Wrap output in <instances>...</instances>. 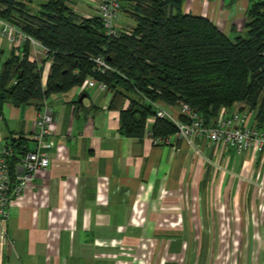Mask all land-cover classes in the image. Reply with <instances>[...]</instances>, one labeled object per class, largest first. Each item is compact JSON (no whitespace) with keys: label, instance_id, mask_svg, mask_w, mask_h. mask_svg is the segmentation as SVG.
<instances>
[{"label":"crops","instance_id":"obj_1","mask_svg":"<svg viewBox=\"0 0 264 264\" xmlns=\"http://www.w3.org/2000/svg\"><path fill=\"white\" fill-rule=\"evenodd\" d=\"M248 3L184 0L183 12L235 38ZM11 48L0 35L2 61ZM49 67L43 64L44 78ZM110 100L107 91L75 88L39 107L3 105L0 141L33 148L47 105L55 146L48 169L10 203L0 264H264V153L205 139L171 147L126 137ZM227 111L248 112L255 123L241 103Z\"/></svg>","mask_w":264,"mask_h":264},{"label":"trees","instance_id":"obj_2","mask_svg":"<svg viewBox=\"0 0 264 264\" xmlns=\"http://www.w3.org/2000/svg\"><path fill=\"white\" fill-rule=\"evenodd\" d=\"M31 2L0 0V20L47 50L41 63L32 61L25 40L0 59V115L6 103L39 107L91 77L111 94L108 108L119 112L126 137L144 136L156 102L187 104L206 125L216 122L222 108L241 103L255 113L257 126H264V0H248L244 32L232 40L208 18L185 14L184 0H127L122 10L135 25L117 37L106 36L98 17L80 16L67 0H43L36 10ZM98 56L110 67L103 74L94 71L91 59ZM152 132L166 137L176 127L156 119ZM10 142L16 152L24 144L21 139Z\"/></svg>","mask_w":264,"mask_h":264},{"label":"built area","instance_id":"obj_3","mask_svg":"<svg viewBox=\"0 0 264 264\" xmlns=\"http://www.w3.org/2000/svg\"><path fill=\"white\" fill-rule=\"evenodd\" d=\"M90 6L96 17L101 21L104 33L108 37H117L120 33L129 34V31L121 29L118 25L119 13L126 6L127 0H80ZM124 4V5H123ZM128 8V7H127ZM0 35L6 38L11 45H19L25 40L30 42L32 53L42 55L43 60L47 58V50L39 42L24 35L15 26L0 20ZM32 61H37L32 55ZM94 71L101 74L110 70V67L101 56L91 59ZM38 62V61H37ZM49 62V61H48ZM47 78V77H46ZM46 78L42 74V85ZM85 88H97L106 91L104 83L96 82L93 78H87L78 87L79 93ZM154 114L150 118L165 119L176 127V132L166 137H155L152 128L145 125L144 136L149 138L153 145L175 146L179 141L194 145L198 139H205L212 145H225L233 148L237 153L252 151L256 154L264 153V126L258 127L256 123H250L248 112H233L228 114L227 108H222L218 118L213 125H206L199 113L189 105L180 103L176 106H167L162 102L152 103ZM164 107L176 108L172 113ZM35 121V130L32 141L33 148L24 143L16 152L9 140L0 141V245L6 246L8 235L5 224L9 218V206L13 199L21 197L27 182L35 175L48 169L50 166V152L55 146L50 131L52 123V112L47 105L41 107ZM147 119L146 121H148ZM13 159V160H12ZM21 168V170H18Z\"/></svg>","mask_w":264,"mask_h":264},{"label":"rangeland","instance_id":"obj_4","mask_svg":"<svg viewBox=\"0 0 264 264\" xmlns=\"http://www.w3.org/2000/svg\"><path fill=\"white\" fill-rule=\"evenodd\" d=\"M42 1L43 0H32V2L29 3V5L34 10H36V9H38V5ZM254 1H257V0H254ZM67 5L71 9H73L75 12H77L82 17L92 18V17L95 16V14H94L93 10L91 9V7L88 6V5H86L85 3H83L80 0H67ZM118 25L121 27V29H123L125 31H130L134 27L135 22H134V20L127 13L121 11L119 13V22H118ZM229 38L232 40L234 38V35L231 34L229 36ZM32 56L34 58H36V59H39V60L43 57L42 55L36 54V52ZM0 57H1L0 59L2 60V55H0Z\"/></svg>","mask_w":264,"mask_h":264},{"label":"water","instance_id":"obj_5","mask_svg":"<svg viewBox=\"0 0 264 264\" xmlns=\"http://www.w3.org/2000/svg\"><path fill=\"white\" fill-rule=\"evenodd\" d=\"M124 5V4H123ZM18 170H21V168H18Z\"/></svg>","mask_w":264,"mask_h":264}]
</instances>
